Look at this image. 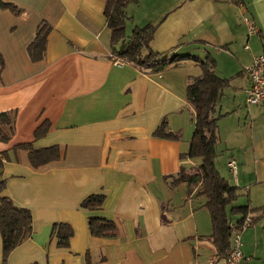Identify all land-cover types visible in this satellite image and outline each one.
I'll use <instances>...</instances> for the list:
<instances>
[{
  "label": "crops",
  "instance_id": "obj_1",
  "mask_svg": "<svg viewBox=\"0 0 264 264\" xmlns=\"http://www.w3.org/2000/svg\"><path fill=\"white\" fill-rule=\"evenodd\" d=\"M1 1L19 10L0 9V113L14 115L13 136L0 142L1 194L27 208L33 221L31 237L11 251L6 264H208L214 257L213 264H227L216 255L198 188L187 196L186 184L170 185L180 168L200 162L181 158L193 130L185 89L188 77L201 74L198 65L185 59L159 74L115 65L103 14L106 0ZM152 1L126 8V35L152 24L156 52L210 56L217 76L229 79L218 103L224 115L217 122V156L224 150L225 167L235 160L236 175L226 167L223 178L239 193L232 206L249 212L228 216L233 223L251 217L241 233L247 243L243 264H264V255L256 253L259 227L264 232V107L246 103L244 73L264 50V0H161L158 16L138 11ZM45 24L50 30L44 53L33 60L28 46ZM226 98L233 104L223 107ZM245 111L249 130L240 126ZM163 119L170 132L180 134L178 140L153 136ZM44 121L47 133L34 140ZM28 143L33 149L57 146L61 157L33 168L28 152L17 148ZM92 194L104 195L102 207L81 208ZM91 216L113 221L115 236H91ZM58 223L72 231L66 248L51 238Z\"/></svg>",
  "mask_w": 264,
  "mask_h": 264
},
{
  "label": "trees",
  "instance_id": "obj_2",
  "mask_svg": "<svg viewBox=\"0 0 264 264\" xmlns=\"http://www.w3.org/2000/svg\"><path fill=\"white\" fill-rule=\"evenodd\" d=\"M138 0H106L103 14L105 25L109 30L110 56H115L125 64L135 66L141 72L161 73L166 67L177 66L182 60H193L201 70L197 77H188L185 99L193 110V132L189 147L181 158L198 159L199 165L192 169L180 168L171 178V187L179 184L187 185V196L198 188L196 196L205 199L204 207L207 210L211 223V238L216 255L219 258L227 256L230 249L232 230L228 226L232 215H246V207H233L232 204L239 196L238 190L229 184L215 166L219 135L217 121L221 117L217 113L218 103L222 91L228 86L229 79L220 78L215 72V63L210 56L202 59L190 56L170 55V52L158 53L151 46V40L156 26L151 24L143 27H134L130 35L125 33V25L129 20L126 8L136 4ZM0 9H8L15 13L19 10L0 0ZM50 28L41 25L36 32L35 39L28 46V54L33 60L39 59L44 53L46 37ZM3 63L0 54V65ZM49 129V122H42L33 132L34 140L43 137ZM14 133V115L12 112L0 113V142L7 143ZM153 136L168 140H178L179 133H172L167 129L166 119H163L153 132ZM18 149L28 152V160L33 168H39L49 162L58 160L61 152L57 146L44 149H33L31 144H21ZM5 154H0V167ZM168 177L165 178L167 180ZM5 188L4 181H0V238L1 262L6 264L11 251L22 244L32 235V216L30 211L16 205L9 197L2 195ZM104 195L92 194L82 200L80 207L87 211H96L102 207ZM261 210V209H260ZM242 219L237 221L240 224ZM88 230L93 237H113L116 227L113 221L100 218H88ZM72 234L67 224H54L51 229V238L56 239L59 248L68 246ZM37 264V263H32Z\"/></svg>",
  "mask_w": 264,
  "mask_h": 264
},
{
  "label": "built area",
  "instance_id": "obj_3",
  "mask_svg": "<svg viewBox=\"0 0 264 264\" xmlns=\"http://www.w3.org/2000/svg\"><path fill=\"white\" fill-rule=\"evenodd\" d=\"M244 22L250 33L255 31V26L251 21L244 18ZM110 59L117 66L125 64L115 56H111ZM244 73L248 80V88L246 90V103L248 105H257L264 107V50L260 55L253 57L251 65L244 69ZM226 167L232 173V175H236L237 165L235 160L229 159L226 163ZM251 223L252 220L249 216H246L240 224L236 225L231 221L228 223V226L232 230V235L230 238V249L226 256L227 264L244 263L245 260L243 258V253L241 250V233L246 228H248ZM216 258L217 257L212 258L208 264H213Z\"/></svg>",
  "mask_w": 264,
  "mask_h": 264
},
{
  "label": "rangeland",
  "instance_id": "obj_4",
  "mask_svg": "<svg viewBox=\"0 0 264 264\" xmlns=\"http://www.w3.org/2000/svg\"><path fill=\"white\" fill-rule=\"evenodd\" d=\"M165 1V0H164ZM137 4V3H136ZM159 4V5H158ZM162 4V5H161ZM131 6L135 5V4H130ZM161 5V6H160ZM164 6H163V3L161 0H153L152 3L150 4V2L148 3H144L142 6L139 7V12H145L146 14H148L149 12H152L154 13V16H158V10L159 9H162ZM133 9V8H131ZM142 10V11H141ZM148 25V24H147ZM152 25V24H151ZM126 27V25H125ZM232 105L233 102H230L227 100L224 99L223 100V107H225L226 105ZM263 107V106H261ZM241 108H243V106H241ZM244 111V110H243ZM217 113L221 115V117L224 115L223 113H221L217 107ZM236 114L238 115V111L236 112ZM244 115L247 116V113L246 111L244 112ZM244 115L241 116L240 118V126L243 127L245 130H249V127H250V118L247 116V118L244 119ZM220 117V118H221ZM219 118V120H220ZM262 119L264 120V116H262ZM218 120V121H219ZM217 121V122H218ZM235 124L234 122H232V125ZM244 124V125H243ZM217 131H218V124H217ZM193 130L191 131V134H192ZM222 151V154L224 156H221V155H218L217 158L215 159V166H216V169L217 171L219 172V175L221 177H227L228 178V170L226 169L225 165H224V158H225V154H224V150H221ZM224 157V158H223ZM192 169V168H191ZM261 225V224H260ZM262 226V225H261ZM259 239H258V246L256 248V253L257 254H263L264 255V232H262L261 230V227H259ZM242 235V234H241ZM251 243V246H252V254L253 253V240L250 241ZM247 245V243L245 242L244 239H242V245ZM254 258V257H253ZM246 260V258H245Z\"/></svg>",
  "mask_w": 264,
  "mask_h": 264
}]
</instances>
